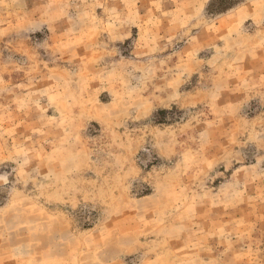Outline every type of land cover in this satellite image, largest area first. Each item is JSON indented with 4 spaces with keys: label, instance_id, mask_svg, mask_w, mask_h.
Returning <instances> with one entry per match:
<instances>
[{
    "label": "rangeland",
    "instance_id": "obj_1",
    "mask_svg": "<svg viewBox=\"0 0 264 264\" xmlns=\"http://www.w3.org/2000/svg\"><path fill=\"white\" fill-rule=\"evenodd\" d=\"M0 264H264V0H0Z\"/></svg>",
    "mask_w": 264,
    "mask_h": 264
},
{
    "label": "trees",
    "instance_id": "obj_2",
    "mask_svg": "<svg viewBox=\"0 0 264 264\" xmlns=\"http://www.w3.org/2000/svg\"><path fill=\"white\" fill-rule=\"evenodd\" d=\"M222 12V11H221Z\"/></svg>",
    "mask_w": 264,
    "mask_h": 264
}]
</instances>
